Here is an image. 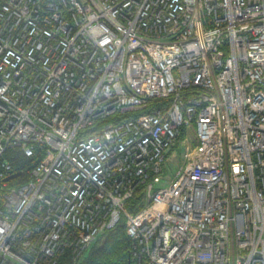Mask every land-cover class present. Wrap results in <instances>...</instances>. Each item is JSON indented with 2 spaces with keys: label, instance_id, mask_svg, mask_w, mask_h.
Instances as JSON below:
<instances>
[{
  "label": "built area",
  "instance_id": "1",
  "mask_svg": "<svg viewBox=\"0 0 264 264\" xmlns=\"http://www.w3.org/2000/svg\"><path fill=\"white\" fill-rule=\"evenodd\" d=\"M122 218L133 264H264V0H0V264Z\"/></svg>",
  "mask_w": 264,
  "mask_h": 264
},
{
  "label": "trees",
  "instance_id": "2",
  "mask_svg": "<svg viewBox=\"0 0 264 264\" xmlns=\"http://www.w3.org/2000/svg\"><path fill=\"white\" fill-rule=\"evenodd\" d=\"M16 169L26 168V160L22 155L16 156ZM143 205L142 187H138L132 197L126 202V209L135 213ZM130 240L125 231V220L105 231L82 254L78 262H73L69 254H65L60 264H133L129 257Z\"/></svg>",
  "mask_w": 264,
  "mask_h": 264
},
{
  "label": "rangeland",
  "instance_id": "3",
  "mask_svg": "<svg viewBox=\"0 0 264 264\" xmlns=\"http://www.w3.org/2000/svg\"><path fill=\"white\" fill-rule=\"evenodd\" d=\"M187 142L191 144H195L197 142L194 124H190L183 131L182 135L178 139L177 145L168 154V161L166 163L167 169L165 171L166 176L162 177L161 181L156 184L157 187L167 185L168 176H172L175 171L180 167L182 162V155Z\"/></svg>",
  "mask_w": 264,
  "mask_h": 264
},
{
  "label": "water",
  "instance_id": "4",
  "mask_svg": "<svg viewBox=\"0 0 264 264\" xmlns=\"http://www.w3.org/2000/svg\"><path fill=\"white\" fill-rule=\"evenodd\" d=\"M15 174H17V173H15ZM15 174H12L10 177L14 176Z\"/></svg>",
  "mask_w": 264,
  "mask_h": 264
}]
</instances>
